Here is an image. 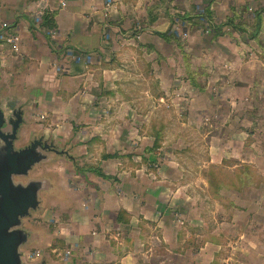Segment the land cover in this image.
<instances>
[{"label": "crops", "instance_id": "1", "mask_svg": "<svg viewBox=\"0 0 264 264\" xmlns=\"http://www.w3.org/2000/svg\"><path fill=\"white\" fill-rule=\"evenodd\" d=\"M155 1L0 0V36L8 31L15 37L12 43L0 39V103L7 115L11 106L23 111L17 144L27 146L40 132L36 124L22 132L27 117L45 115L53 125L51 139L40 140L54 152L29 172L51 162L45 169L48 179L41 181L40 206L31 213L34 233L20 248L21 253L27 246L37 250L22 253L25 264H264V0L189 2L191 8L209 7L218 25L230 18L244 22L249 11L263 12L257 40L225 26L222 34L212 32L213 45H191L195 60L189 96L168 90L167 76L160 72L177 68L159 49L168 45L161 36L172 20L143 25L141 36L134 34V23L146 21ZM113 12L114 26L109 22ZM46 15H52L55 29L43 27ZM110 38L113 81L112 66L105 62L112 55ZM145 62L152 64L156 78L135 84L129 71ZM113 83L109 95L120 109L114 111L113 104L109 110L92 109L97 99L107 101L105 88ZM165 101L176 106L168 112L177 120L164 110ZM134 102L145 108L134 110ZM152 103L162 109L153 110ZM182 104L185 109H177ZM124 116L145 118L147 126L140 129L150 130L152 137L144 132L123 138L114 122ZM154 117L161 118L158 130L150 126ZM70 120L84 124L78 134L68 126ZM138 129L131 126L130 131ZM75 134L78 139L70 142ZM163 135L168 142H162ZM156 142L164 151L159 160L165 164L159 165L175 173L166 174L157 164L158 170L150 171L147 163L156 159L149 153ZM133 150L144 157L125 156ZM77 162L85 167L66 175ZM197 165L196 177L188 180L186 166ZM214 166L237 174L223 177L235 179L234 189L212 192L182 183H206L207 174L201 173ZM246 167L257 175L249 189L251 178L242 172Z\"/></svg>", "mask_w": 264, "mask_h": 264}, {"label": "rangeland", "instance_id": "2", "mask_svg": "<svg viewBox=\"0 0 264 264\" xmlns=\"http://www.w3.org/2000/svg\"><path fill=\"white\" fill-rule=\"evenodd\" d=\"M191 0H156L154 3H152L148 8H147V19L145 22H140L136 21L135 27L136 30H134V34H136L137 36H141V34L138 35L139 31H142L144 29V27H142L143 25H147V26H152L153 24L155 25L157 22H159L162 19H171L172 20V25L169 27V31L167 32L168 38L166 39L168 42V45L163 44L159 49L162 52H165L167 57L170 60L171 65L174 64V62L176 61V66L177 68H181V70L179 69H174L173 67H171L170 69L167 70H161L160 72H164V74H166L167 76V80L169 82L168 84V90H179L181 93L183 94H188L187 96H189L190 93V86L188 85V80L191 77L190 73L188 71L191 70V67L193 66V61L195 60L194 55L192 54V46L191 45H199L200 47L202 46H208L213 45V41H210L211 39V34L212 32L215 35H219L222 34L223 30L221 32H219V34H217L216 31H214L207 22H204L198 18H195L196 16H198L199 14L203 13V10L206 8L205 6L202 9H198V7H196V5H194V8L190 7V2ZM111 6H114V2L111 3ZM114 11V10H113ZM112 13V12H111ZM255 11H249V14L245 17L246 19H244V23L241 24L242 22H239L240 24H236L237 27L238 25L241 26L243 29H246V27H248L251 31L249 32L247 29L244 30L243 32H245L247 35V39L249 40H253L252 39V32L254 31V17H255ZM110 13H108L109 15ZM188 17V18H187ZM150 18H156L155 21L151 22ZM187 18V19H186ZM109 22L114 26V12L111 16V18L109 19ZM225 22L220 23L219 25L223 24ZM214 25L218 26V24L214 23ZM189 30V36L187 34H185V31ZM208 30L210 31V34L207 33ZM227 30V29H225ZM239 30V29H238ZM242 30V29H241ZM240 31V30H239ZM128 36L132 35V33H128ZM157 35V33L155 34ZM158 36V35H157ZM200 38V39H198ZM140 38L135 39L137 42L135 43V46L140 44ZM214 41L216 42L217 39L214 38ZM108 45L112 48L111 53L112 55L108 57V59L110 60L109 62H107L105 59L106 64H110L112 66V72L109 74L111 76V81L114 80V38H110V40L108 41ZM156 51V50H155ZM158 51V49H157ZM169 63V61H168ZM181 63V64H180ZM111 71V70H110ZM129 73H133L134 74V83H142L143 79H149V78H156L155 73L156 70L153 71V67L152 64H148L145 62V64H142V66H138L137 68H133V71H129ZM174 74L176 75V77H174ZM180 74V76L178 75ZM172 76L174 78H172ZM110 81V80H108ZM111 81L109 83H111ZM203 82L206 81V83L208 82V80H202ZM203 82L200 81V88H206V84H204ZM112 84V83H111ZM110 84V85H111ZM106 94H107V101L103 102L100 99H97V101L94 102V105L91 107L92 109H97L99 110H109V108H107V106H111V104L114 105V111L120 109V105H117V102L114 103V99L110 98L109 93H114V83L113 85H111L110 87H106ZM104 89V90H105ZM108 89V90H107ZM205 92V91H204ZM187 96H182L181 99H184ZM105 97V98H106ZM112 99L113 103L110 102V100ZM159 103H152L150 104V106H154L153 110H159L162 109L161 107H158ZM130 105L133 107L134 110H141L144 109L145 107H142V102H134V103H130ZM173 102L172 101H165V103H163V108L166 111V113H168L171 117H173L175 120H177L178 118H176L175 116H173V114H170L168 111H172L168 108L171 109H176L174 106L173 107ZM221 106V103H217V107ZM166 107V108H165ZM125 108L127 109L126 105ZM222 109H224L223 106H221ZM177 109L179 110H183L185 109V106L180 105L177 107ZM122 111H125L124 108ZM27 117V115H26ZM36 119V120H35ZM35 119H31L30 117H27V120L24 122L23 125V133L25 134L28 130L31 129L32 124H36L40 126V132H38V134L35 136V139L39 140L40 138H44V139H51V137L53 136L50 132V129H52V123L51 120L48 119L45 115H35ZM161 118L159 117H154L152 118L151 122H150V126H154V130H158V125H159V121ZM173 119V120H174ZM143 120L146 121L145 118H140V117H134V118H126V116L116 119L114 122V125H117L118 127L120 126V129L122 128V132H121V136L123 138H128V139H132V138H136V137H140L142 134H144V132H148L147 134H145L146 137H152V133L150 132V130H143L144 128H146V124H142ZM167 123L168 124H174V121L171 120V118L166 117ZM162 121H165V119H163ZM214 121H216V119H214ZM74 125V127L76 128L75 133H79L80 130L84 127L83 123H77L75 125V123L73 121L70 120V123L68 124V126ZM131 126H134L136 128H139L138 131L136 133H132L130 131ZM144 126V127H143ZM143 129H140L142 128ZM143 130V131H142ZM100 138V137H99ZM77 136L76 134L73 136H71V139L69 140L70 142H72L73 140H77ZM87 140L89 139V136H87L86 138ZM189 139V138H188ZM98 140V139H97ZM48 141V140H47ZM149 141H153L152 139ZM169 139L166 141L164 139V135L162 136V142H168ZM100 142V141H97ZM26 143V142H24ZM27 144V143H26ZM25 144V145H26ZM155 145V144H154ZM154 148V147H153ZM161 146H155L154 150L149 153L150 155L155 156L154 158L156 159L155 162H150L147 163V166H149L150 171H157L158 167H163V170L166 172V174L170 173H175L173 169H171V171H168V167L166 165H159V164H165L163 163V160H159L161 159V153H164L163 149L161 148ZM166 152V151H165ZM169 153V152H168ZM176 154V153H174ZM165 155V154H164ZM125 156H136V157H144V154H142L141 150H133L132 153L130 154H126ZM56 157V156H55ZM51 158H54L53 155H51ZM187 160V159H186ZM57 161V160H56ZM189 161V160H187ZM94 163H97L96 161H93ZM51 162H44L38 166H36L33 170L32 174H29L28 176H24L21 177L19 179V183L23 184V185H27L29 184L31 181H44L46 179H48V177L46 176V172L45 169L47 168L48 164H50ZM81 162H77L76 163V167H71L69 166L68 169H66V175L71 176L74 172V170H78L83 168V166L85 167V165H80ZM156 164L158 165V167L156 166ZM141 163L137 164L134 163V167H139L141 168ZM199 165L197 166H186L187 169V175H188V180H192L193 178H191L192 176H194V178L196 177V172H198L200 170V168H198ZM92 167H95L92 165ZM231 167H234V164H231ZM207 169V168H206ZM236 171V170H234ZM111 172V171H109ZM181 172V171H179ZM248 174L251 177V182H248V189L251 188L250 185L253 187L256 178V173L255 170L249 168V170L247 171ZM182 173V172H181ZM231 172H226L224 171V168L221 166H214L211 167L208 172H202L201 174H207V178L208 181L202 182V181H184L182 182L184 184V186H186V188H191V185L194 186V188L191 189H206L209 188L210 191L212 192H217L219 189H234V187H236V182L235 179H233L232 181H224L223 180V176H227L229 175ZM200 174V173H199ZM112 175V174H110ZM237 174H230V176L233 178H235ZM175 176V174H174ZM204 176V175H201ZM262 179H264V176H261ZM260 184L262 182H259ZM173 184V183H172ZM175 185H172V189L176 188L179 184L178 182H174ZM246 186V185H245ZM167 187V185H166ZM171 187V185L169 186ZM180 187V185H179ZM247 188V186H246ZM205 200V199H204ZM41 201V199H40ZM199 201H201L199 199ZM169 204V203H168ZM33 212V211H32ZM34 214L36 213V210L33 212ZM32 216L30 215V217L25 218L23 220V226L21 227L23 230H25L27 233H29L31 236L34 233L32 230ZM264 249V247H263ZM27 251H30L32 254L36 253L37 250L32 248L31 246H27L24 247L22 250V253H25ZM42 259H45V257L43 256ZM45 262V261H43Z\"/></svg>", "mask_w": 264, "mask_h": 264}, {"label": "water", "instance_id": "3", "mask_svg": "<svg viewBox=\"0 0 264 264\" xmlns=\"http://www.w3.org/2000/svg\"><path fill=\"white\" fill-rule=\"evenodd\" d=\"M11 108L15 109L14 106ZM14 114L18 118L15 125V132H17V129L23 124V111ZM4 117L5 115L0 109V127L6 123L7 119ZM6 143L9 146V149L6 150V165L14 167V157L11 156L12 145L9 140ZM39 144H42L41 140L36 141L31 147L20 153L18 152L17 157L21 158V162L19 165L17 164L19 169L8 171L4 177L0 176V264H25L20 248L32 237L21 227L23 220L30 217L32 211L39 208V193L44 186L41 181H31L27 185L21 183L15 185L12 175L27 176L34 165L46 158L45 155L36 152ZM47 148L48 145L44 146V149Z\"/></svg>", "mask_w": 264, "mask_h": 264}, {"label": "flooded vegetation", "instance_id": "4", "mask_svg": "<svg viewBox=\"0 0 264 264\" xmlns=\"http://www.w3.org/2000/svg\"><path fill=\"white\" fill-rule=\"evenodd\" d=\"M0 109H1L2 113H4V115H5L4 118L7 119L5 125L0 127V176L4 177L6 175V173H8V171H11V170L17 171L19 169L17 164L19 165V162H21V158L17 157L18 152L20 153L22 150H24L28 147H31L38 140H33L27 146H24V147L17 144V142L20 141V137H21L20 128L22 125L17 129V132H15V125L18 121V118L16 117V114H14V113L17 112V114H18L21 110L20 109H17V110L12 109L10 111V114L7 115L6 111L3 108L1 103H0ZM6 138H7V140H9L11 142V145H12L11 146V148H12L11 156L14 157V164H13L14 167L8 166L9 164L6 165L7 164V162H6V150L9 149V146L6 143L7 140H5ZM41 141H42V144H39L37 146L36 152H38L42 155H46L48 153L54 152V149L52 148V146L48 142L43 141V140H41ZM46 145H48V148L44 149V146H46ZM32 169H33V167H32ZM21 177H23V176H20L18 174L12 175L13 183L15 185L20 184L19 179Z\"/></svg>", "mask_w": 264, "mask_h": 264}, {"label": "trees", "instance_id": "5", "mask_svg": "<svg viewBox=\"0 0 264 264\" xmlns=\"http://www.w3.org/2000/svg\"><path fill=\"white\" fill-rule=\"evenodd\" d=\"M213 15L214 13L212 12V10L209 8V7H206L204 10H203V13L199 14L198 16H196L195 18H198L204 22H207L209 24V26L217 32V34H219V32H221L223 30V28L225 26H232L233 28L235 29H239L240 31H244V30H248L249 32L251 31L248 27L243 26L245 27L246 29H243L241 26L236 25V21L234 18H230L228 19L225 23L221 24V25H214V21H213ZM236 16V15H235ZM188 18V17H187ZM186 18V19H187ZM237 18V17H236ZM241 18V17H240ZM151 22L155 21L156 18H150ZM254 31L252 32L253 36H252V39H255L257 40L258 39V36L260 34V31L262 30V25H263V12H257L256 13V17L254 19ZM244 22H242L241 24H243ZM237 24H240V23H237ZM43 27H46L50 30H53L56 28V24H55V21L52 17V15H46L43 19ZM242 29V30H241ZM161 37H163L164 39H167L168 38V35L165 34V35H162ZM191 74V70L188 71ZM159 146L158 143L156 142V147ZM249 168L246 167V170H242V172L249 178L250 175L248 174V171ZM225 178V175L223 176ZM248 183V182H247Z\"/></svg>", "mask_w": 264, "mask_h": 264}, {"label": "built area", "instance_id": "6", "mask_svg": "<svg viewBox=\"0 0 264 264\" xmlns=\"http://www.w3.org/2000/svg\"><path fill=\"white\" fill-rule=\"evenodd\" d=\"M0 39H1V40H6V41H8L9 43H12V42L15 41V37H13V35L10 34L8 31H4V32L2 33V35L0 36Z\"/></svg>", "mask_w": 264, "mask_h": 264}]
</instances>
